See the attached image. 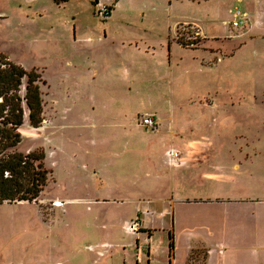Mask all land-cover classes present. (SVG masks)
Instances as JSON below:
<instances>
[{"label": "rangeland", "instance_id": "374dc122", "mask_svg": "<svg viewBox=\"0 0 264 264\" xmlns=\"http://www.w3.org/2000/svg\"><path fill=\"white\" fill-rule=\"evenodd\" d=\"M93 1L68 0L56 4L54 0H0V55L27 71L36 70L44 82L41 85L44 122L40 128L34 129L26 116L20 128L21 143L16 150L22 153L44 150L47 153L46 168L52 171L38 200L0 205V264H62V261L64 264H90L92 253L87 246L94 245L91 217L81 211L83 206L67 199L95 196L86 193L91 182L85 180L86 171L83 169L92 155V166L108 164L107 168L115 171L114 174L109 171L116 180L110 183L111 189L117 188L120 177L133 178L135 183L156 187V196H160L156 201L172 198L170 182L177 172L183 178H190L199 168L204 170L209 164L216 167L219 176L227 179L230 174L226 167L228 163L245 157L264 159V148L253 149L252 144L247 145L264 142V44L255 41L241 48L237 59H227L224 57L231 56L236 50L235 43L228 37L206 44L187 23L176 25L188 20L201 21L209 26L207 34L231 36L237 31L228 24L231 11L236 7L244 11L245 3L238 4L237 0L201 3L181 0L173 16H170L169 8L166 10L157 4L161 19L155 23L153 36L163 40L175 37L182 46L198 38L196 49L199 50H188L192 46L181 49L174 44L172 55L179 63L169 69L167 49L162 47L159 49V55L164 59L161 83L144 82L139 78L127 86L117 83L110 75L111 70L107 69L112 64L104 65L103 62H99L97 69L93 66V73L96 70L92 76L94 80L86 81L91 72L88 59L93 62V48L81 43L79 31L102 33L103 27L93 24L96 19L104 20L93 11ZM148 2L135 0V8L146 7ZM111 28L108 32L114 30ZM250 36L245 39L249 40ZM206 45L223 48L213 50L221 53L210 55L206 52L209 50ZM97 49L101 56H105V61L112 62L107 59L104 46L98 45ZM117 56V53L111 55L114 60ZM213 56L215 58L208 62ZM221 58L223 63H219ZM218 90L219 95L207 96L218 93ZM239 94L252 95L253 98H245L247 100L239 103ZM52 102L57 112L54 113L55 129H48ZM173 105L175 127L186 129L184 142L177 143L175 149L179 154L182 152L181 158L168 164L165 153L170 146L167 136L172 125ZM127 106L139 108V126L141 116L150 110H157L158 118L162 119L156 129L141 126L146 132L160 133V140L149 141L145 156L124 150L127 142L144 141L128 136L116 124L121 121V112ZM23 108L28 112L25 104ZM135 120V116L130 119L132 124ZM189 128H195V132ZM88 139L94 145H90ZM194 141H211L215 148L188 149L189 142ZM224 144L226 146H222ZM130 161L141 164L140 176L132 174L128 177L130 167L127 163ZM178 161L183 162L181 167ZM175 165L179 168H174ZM128 184L132 185V182L125 186ZM184 185L183 189L187 190L191 182ZM150 219L153 228L158 230L160 248L164 249L168 240V233L164 230L172 226L171 213L162 215L154 211ZM180 247L181 244L178 254L182 256ZM78 249L81 250L79 254L75 252ZM159 255L163 256L162 250Z\"/></svg>", "mask_w": 264, "mask_h": 264}, {"label": "crops", "instance_id": "0c3cea01", "mask_svg": "<svg viewBox=\"0 0 264 264\" xmlns=\"http://www.w3.org/2000/svg\"><path fill=\"white\" fill-rule=\"evenodd\" d=\"M104 1L111 6V14L108 19L103 21L94 17L97 21L94 20L93 24L98 28L103 27L102 33L98 31L87 34L84 30L79 31L81 43L93 48V62L91 58L88 59V65H90L88 70L91 72L87 75L86 81L94 80L92 76L96 74V70L93 73L92 68L94 66L97 69L99 62H103L104 65L112 64L107 66V69L111 70V77L121 85L130 86L139 78H142L144 82L161 83L164 59L159 55V49L162 47L167 49L166 61L169 69H172L179 63L172 55L174 44L181 49L185 48L179 44L178 39L175 40V37L169 36L168 39L163 40L153 36L155 23L161 19V15L157 14V4L162 5L166 10L169 8L170 16H173L181 0H149L148 6H137L136 8L135 0ZM206 1L208 0L196 3ZM237 3H245L244 12L247 13L248 21L245 27L236 28L237 31L231 36L221 37L216 34H207L206 31L209 32L210 29H208L209 26L204 25L205 22L203 21L201 23V21L188 20L176 25L180 26L187 23L190 28L196 30L206 44H208L207 41L218 40L220 42V39L228 37L229 41L232 40L235 43L236 50L231 56L224 58L235 60L241 48L255 41L264 44V0H237ZM219 4H221L220 1ZM121 11L123 12L122 15H120ZM232 20L233 16L231 15L230 23H228L231 27ZM111 26V29L114 30L108 32ZM247 35H252L249 40L245 39ZM74 37H76V28H74ZM97 44L106 48L107 59L112 62L105 61V56L99 54ZM206 47L209 49L206 52L210 55L221 53V51L213 50L223 48L221 46L214 47V45H206ZM196 48L197 45L188 50H199ZM113 53L118 54L115 60L111 57ZM214 58L215 56L208 62ZM223 61L224 59L221 58L219 63H223ZM144 75H148V77ZM211 95H219V90L218 93L207 96ZM219 97L218 102L221 106ZM245 98L249 100L253 97L252 95L247 97V95L241 96L239 94L238 102L247 100ZM232 101L234 100L232 99ZM55 107V103L52 102V113L48 115L50 118L47 125L48 129H55L54 113H57ZM173 111L174 105L171 109L172 125L170 124V132L168 131L169 135L167 136L170 146L165 153L168 164L170 161L174 164L177 159L181 158L182 152L179 154L175 149L177 143L184 142L183 134L186 129L175 127ZM138 113L139 108L136 106L124 107L121 112L122 119L116 124L128 136L144 139L138 143L135 141L127 142L124 144L126 148L124 150H131L136 155L145 156L149 141L160 140V133H156L158 131L149 133L139 126L137 117L140 113ZM143 115L153 116L158 125L159 120L160 122L162 120L158 118L159 112L157 110L147 111ZM26 116L28 118V112L24 111V121ZM134 116L136 120L132 124L130 119ZM190 131L194 133L195 128L190 129ZM92 139L94 140V138ZM88 142L91 145L93 141L88 139ZM142 143L145 146H142ZM251 144L253 149L264 148V142L247 143V145ZM191 148L211 150L215 148V143L211 141L189 142L188 149ZM173 152H177L179 157L173 159ZM93 156L92 158L89 157L91 160L87 159V164L83 165V169L86 171L85 180L91 182V185L86 187L89 188L86 193L95 194V196L67 199V201H73L83 206L81 211L91 217L90 230L94 245L87 246L92 253L90 264H170V233L173 234L174 244L172 264H264V159L245 157L228 163L226 167H228L230 174L227 175V179L221 174L219 176L216 167L212 168L209 164L204 170L199 168L198 172L190 178H183V175L181 176L177 172L170 182L172 198L167 201L162 199L163 202L156 201L160 199V196H156V187L152 188L146 184L135 183L133 178L124 179L120 177L117 179V188L111 189L110 183L116 182L115 176L109 175L111 170L107 168L108 164L101 167H97L95 164L92 166ZM46 157L47 153L45 152V159ZM117 162L121 163V160H117ZM178 163L180 167L183 165V162L178 161ZM127 166L130 167L128 177L132 174L134 177L140 176L141 164L130 161ZM174 168H179V165H175ZM49 171L51 177L52 171ZM114 172L111 171L112 174ZM144 177L147 178L146 175ZM126 181L132 182V185L125 186ZM227 181L229 182L228 185ZM186 182H191V185L187 186L190 187L189 189L184 190V183L187 184ZM256 183H262V185ZM122 184L125 187H122ZM228 187L232 189L228 191ZM154 211L156 214L162 215L170 212L173 218L172 226L169 225L164 230L168 233V240L164 249L160 248L157 228H153L152 222L150 223V217ZM135 219H139L140 229L138 233L130 234L128 226ZM180 244L182 256L178 254ZM161 250L163 251L162 257L159 255ZM80 251L78 249L75 252L79 254ZM36 264L43 263L37 262ZM62 264H64L63 261Z\"/></svg>", "mask_w": 264, "mask_h": 264}, {"label": "trees", "instance_id": "16d2710c", "mask_svg": "<svg viewBox=\"0 0 264 264\" xmlns=\"http://www.w3.org/2000/svg\"><path fill=\"white\" fill-rule=\"evenodd\" d=\"M200 2L204 0H191ZM56 4L68 0H54ZM94 5V2H93ZM180 44V43H179ZM199 39L183 44L196 46ZM25 81V91L21 87ZM41 75L36 70L27 71L18 64L0 55V205L38 200L50 180V171L45 167V152H18L21 143L20 128L24 122V108L27 106L30 126L38 129L44 122ZM170 239V264L173 258V234Z\"/></svg>", "mask_w": 264, "mask_h": 264}, {"label": "built area", "instance_id": "2783aa9c", "mask_svg": "<svg viewBox=\"0 0 264 264\" xmlns=\"http://www.w3.org/2000/svg\"><path fill=\"white\" fill-rule=\"evenodd\" d=\"M94 10L95 14L103 19H107L111 14V6L105 3L104 0H94ZM233 20L231 25L233 28H242L247 25L248 16L242 9L236 7L234 10L231 11ZM140 125L146 127L148 129H156L158 127V123L153 116H145L142 115L140 118ZM179 157L177 152L172 153V158L176 159ZM140 229V221L139 219L133 220L128 226V232L130 234L138 233Z\"/></svg>", "mask_w": 264, "mask_h": 264}]
</instances>
